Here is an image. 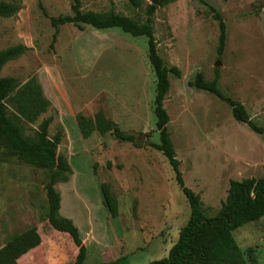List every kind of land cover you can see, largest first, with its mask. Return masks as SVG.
I'll return each instance as SVG.
<instances>
[{"label":"rangeland","instance_id":"1","mask_svg":"<svg viewBox=\"0 0 264 264\" xmlns=\"http://www.w3.org/2000/svg\"><path fill=\"white\" fill-rule=\"evenodd\" d=\"M2 1L19 10L0 19V51L17 45L27 51L7 62L0 77H12L21 85L34 78L50 102L36 122L18 123L24 136L33 137L38 125L52 118L48 136L62 134L57 154L67 161L70 174L54 188L61 197L60 215L73 219L86 247L84 264L124 256L129 264L167 258L190 211L171 167L153 148L159 143L156 78L147 39L73 24L58 26L55 35L51 19L72 16V0ZM79 2L81 11L112 10L138 22L145 21L147 6H156L158 56L180 74L169 75L167 131L184 184L199 195L205 217L217 214L230 181L264 177V133L235 121L227 103L193 85L198 75L211 82L217 68L218 90L238 101L250 121L264 130V0H175L165 6L159 0H139L137 8L130 0ZM210 7L225 25L221 56L218 22ZM6 105L12 118L15 109ZM99 111L122 132L134 135L135 143L96 131L85 135L88 128L81 121ZM46 185L47 172L20 163L0 141V247L45 222ZM104 192L115 199L116 215ZM18 214L27 220H18ZM45 226L40 225L39 257L47 254L46 264H74L77 250L69 237ZM232 235L242 252L252 249L258 264H264V217Z\"/></svg>","mask_w":264,"mask_h":264},{"label":"trees","instance_id":"2","mask_svg":"<svg viewBox=\"0 0 264 264\" xmlns=\"http://www.w3.org/2000/svg\"><path fill=\"white\" fill-rule=\"evenodd\" d=\"M137 8L139 0H130ZM175 0H159L160 6H165ZM156 6L146 8L144 22L106 12L81 11L79 0H72V16L51 19L56 28L64 24L85 25L95 30L119 29L133 38L147 39L148 61L156 78L154 115L155 129L158 132L159 143L153 148L160 152L168 162L174 173L175 183L185 197L189 206V219L180 229L177 241L171 247L168 257L149 264H258L252 249L241 251L233 238V231L256 222L264 217V177L260 179H244L230 181L225 201L214 217H205L199 195L187 188L179 171V161L176 158L173 144L167 131L168 114L164 108V101L169 92V75L179 77L175 67L167 68L158 56L157 41L154 37L153 16ZM15 4L0 0V19L10 18L18 12ZM213 18L218 22L219 38L217 54L221 56L225 47V25L220 14L210 7ZM55 38V37H54ZM53 38V40H54ZM27 48L17 45L0 51V71L9 61L25 54ZM218 69L214 70V79L205 82L200 75L196 77L194 86L202 91L209 92L227 103L235 121L246 124L249 129L261 135L264 130L253 124L244 107L235 100L225 97L218 90ZM6 102L11 103L16 115L8 116ZM50 107L42 93L41 86L31 78L24 84H19L12 77H0V141H4L9 152L25 165L47 172L45 187L46 207L43 220L49 224L54 233L67 235L77 250L74 264H84L87 250L83 244L78 229L69 219L59 213L61 197L54 188L58 182H67L70 167L64 157L57 154V147L61 142L62 134L58 132L53 138L48 136V128L52 118L44 119L37 128L33 137L23 135L19 123H34ZM19 122V123H18ZM83 126L88 128L85 135L96 131L100 135L110 134L117 141L135 143L132 134L122 132L119 127L108 121L102 112H97L92 119L82 120ZM108 208L116 215V201L104 192ZM67 243V244H68ZM41 244V238L35 226L29 227L23 233L13 237L0 248V264H18V260L29 251ZM63 246V245H62ZM105 264H129L126 256Z\"/></svg>","mask_w":264,"mask_h":264},{"label":"crops","instance_id":"3","mask_svg":"<svg viewBox=\"0 0 264 264\" xmlns=\"http://www.w3.org/2000/svg\"><path fill=\"white\" fill-rule=\"evenodd\" d=\"M19 215V218H18V220L19 219H22V222H24V221H26V220H23V219H25V217H23L24 216V214H18ZM26 215V214H25ZM3 216H4V214H3ZM27 216V215H26ZM7 216L5 215V218H6ZM64 218H66V219H69V220H73V219H71V217L70 216H66V217H64ZM73 222V221H72ZM46 221L42 224V223H38L37 225H36V228H37V232H38V234H39V236H40V238H41V244L37 247V248H35V249H33V250H31V251H29L27 254H25L23 257H21L19 260H18V264H46V262H47V254H46V256L45 255H43L42 256V258L41 257H39L40 256V254H41V249H42V247H43V244H42V242H43V239H42V233L40 232V225L41 226H43L44 228L46 227L45 225H46ZM14 226H13V224H11V228H13ZM44 230V229H43ZM47 231V230H46ZM4 233V232H3ZM4 246V245H3ZM2 246V247H3ZM2 247H0V248H2ZM44 250L46 251V249L44 248Z\"/></svg>","mask_w":264,"mask_h":264},{"label":"water","instance_id":"4","mask_svg":"<svg viewBox=\"0 0 264 264\" xmlns=\"http://www.w3.org/2000/svg\"><path fill=\"white\" fill-rule=\"evenodd\" d=\"M155 4V3H154Z\"/></svg>","mask_w":264,"mask_h":264}]
</instances>
